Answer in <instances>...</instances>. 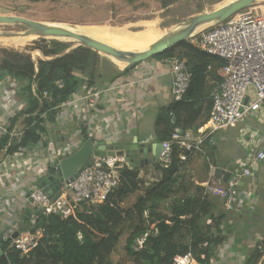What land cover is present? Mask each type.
<instances>
[{
	"label": "crops",
	"instance_id": "0c3cea01",
	"mask_svg": "<svg viewBox=\"0 0 264 264\" xmlns=\"http://www.w3.org/2000/svg\"><path fill=\"white\" fill-rule=\"evenodd\" d=\"M32 1L35 7L41 2ZM29 11L34 10L29 7ZM30 17L37 19L34 15ZM141 19L147 18L131 21ZM188 42L192 43V40ZM173 49L177 51L174 55H186L189 52L183 43ZM166 58L154 56L124 68L117 67L107 57L100 55L93 75L84 76L86 82L80 89L89 98L80 107L73 104L59 108L54 119L48 114L42 115L45 119L42 134L45 140L35 153L32 152L34 154L17 155L16 151L8 149L9 137H0V142L3 138L8 140L4 146L0 143V212L7 225L6 234L20 233L29 226V222L36 221L37 214L27 200V189L32 187L33 180L43 171L53 151L65 148L72 139L81 144L92 133V138L107 141H124L127 144L137 141L145 150L151 149V145H146L151 139L153 142L163 141V117L170 114L172 120L176 121V117L170 113L173 79ZM217 67L218 62L215 61L210 65L204 98L192 104L188 110L178 109L179 123L191 130L195 131L208 121L211 93L220 81L221 68ZM0 82V115L9 116L13 113L11 122L22 127L25 119L23 111L27 104L19 92L20 79L0 74ZM115 85V89L97 94L99 90ZM19 106L23 108L21 111L16 108ZM226 130L225 134L219 135V145L230 139L235 147L234 155H231L233 157L217 163L213 154L216 144L211 138V144L206 141L202 151L192 155L186 162L185 172L189 173L188 178L195 186H200L199 190H203L202 184L209 179L212 167L231 171L242 166L251 152L264 150V105L261 111L244 117L237 125ZM156 164L153 160L136 168L139 177L145 181L144 190L142 185L129 194L121 204L123 208L126 201L127 210L133 208L137 200L145 195L150 183L162 179L163 172L155 168ZM218 198L212 195L206 198L210 202V212L200 221L204 232L209 231L211 237L221 239L220 243L213 245L214 255L209 264H247L259 255L257 264H264V161L259 162L253 175L241 178L235 209L227 210ZM214 229H217L215 236ZM177 240L186 244L190 243L191 238L185 230L177 235ZM0 248L3 249V246L0 245Z\"/></svg>",
	"mask_w": 264,
	"mask_h": 264
},
{
	"label": "trees",
	"instance_id": "16d2710c",
	"mask_svg": "<svg viewBox=\"0 0 264 264\" xmlns=\"http://www.w3.org/2000/svg\"><path fill=\"white\" fill-rule=\"evenodd\" d=\"M127 1L136 3L138 0ZM165 1L166 4L173 3L172 0ZM51 42L53 45H62L64 51L67 49L66 43L57 40ZM183 44L189 52L176 56L187 61V67L192 73L191 83L184 99L171 105L170 113H173L176 121L172 120L169 113L162 119L165 123L161 132L163 141L169 139L176 128L189 129L179 123L178 109L188 110L192 104L204 98L210 65L214 61L218 62L219 69L225 64L222 58L198 50L193 42L184 41ZM5 50L8 52L6 57L0 53V74L20 79L19 87L23 82L20 94L27 104L23 111L27 129L20 143L8 148L15 152L19 146H31L39 142L45 130L42 115L48 114L54 119L59 105L82 88L86 82L84 76L93 75L100 62V55L81 46L68 53H56L54 47H48L42 52L47 59H39L36 70L31 55ZM176 52V49H171L156 57H171ZM53 56L56 57L51 59ZM34 82L38 83L40 89L38 95L32 91ZM58 82L63 84L58 85ZM44 90L49 92L47 97L42 94ZM7 142V138H3L1 146ZM208 144L211 142L208 141ZM186 162L179 159L177 149L169 167H162L157 162L155 168L163 172L162 179L150 183L145 195L129 210L121 204L129 194L145 185V181L139 177L138 169L125 166L121 171L120 186L105 201L90 206L85 204L83 209L75 210L67 218L58 214L45 215L39 211L35 223L29 222V226L21 231H41L39 245L28 255H22L15 248L7 249L9 241L5 242L0 264H117L111 260V255L120 241L121 229L126 222L130 234L125 248L134 264H175L176 255L188 252H192L200 264H209L214 255L213 245L220 243L221 239L211 237L210 232H204L200 226L202 218L210 212V202L200 193L191 192L195 186L191 180L183 184ZM195 188L198 191L200 186ZM164 203L167 212L161 208ZM185 230L191 238L190 243L186 244L177 240V235ZM141 239H144L142 245L139 243ZM138 243L139 248L136 247ZM259 257H254L247 264H257Z\"/></svg>",
	"mask_w": 264,
	"mask_h": 264
},
{
	"label": "built area",
	"instance_id": "2783aa9c",
	"mask_svg": "<svg viewBox=\"0 0 264 264\" xmlns=\"http://www.w3.org/2000/svg\"><path fill=\"white\" fill-rule=\"evenodd\" d=\"M192 42L198 50L222 58L225 64L220 69L221 80L211 93L212 106L207 123L195 131L176 128L169 139L162 141L163 149L158 163L165 168L171 165L175 149L178 151L179 159L185 162L192 155L202 151L205 142H211L216 132L237 125L244 117L261 111L264 105V13L259 12L258 7L251 5L238 11L228 20L202 30ZM42 59L47 57L44 56ZM166 59L173 79L171 86L173 103L182 101L190 87L192 73L184 58L175 55ZM38 60L33 59L36 70ZM62 84L58 82V85ZM115 87L116 85L99 90L97 94L111 91ZM16 88L18 89V86ZM32 91L34 95L39 94L37 82L33 83ZM42 94L47 97L49 92L44 90ZM88 98L84 91L79 90L69 95L66 102L59 105L58 109L73 104L80 107ZM16 108L20 111L23 109L21 106ZM12 117L13 113L9 116L0 115V137H9V146L19 144L27 129L25 124L21 127L12 123ZM42 134L38 143L19 146L15 153L25 155L36 151L45 140V135ZM79 146V142L72 139L65 148L53 151L45 167L49 165L50 160L59 155L66 157ZM263 161V149L251 152L242 162V166L230 171L231 176L227 180L223 177L218 178L215 174L216 169L212 167L209 179L202 184V197L217 196L227 210L235 209L241 178L253 175L254 169ZM125 166L131 167L123 156H95L91 166L83 170L74 181L62 183V194L56 200H53L41 187L29 191L27 200L45 215L58 214L62 218H67L75 210L83 209L85 204L90 206L105 201L110 193L120 186L121 171ZM45 167L43 171L46 170ZM41 237V231L20 232L9 241L7 249L15 248L22 255H28L39 245ZM143 240H140L141 245ZM174 261L175 264H200L192 252L178 254Z\"/></svg>",
	"mask_w": 264,
	"mask_h": 264
},
{
	"label": "water",
	"instance_id": "95a60500",
	"mask_svg": "<svg viewBox=\"0 0 264 264\" xmlns=\"http://www.w3.org/2000/svg\"><path fill=\"white\" fill-rule=\"evenodd\" d=\"M254 2L255 0H235L230 3H224L215 10L199 13L177 27L170 29L158 42L136 52L125 51L90 37L77 30V24L43 22L22 15L9 14H0V23L14 24L21 27L24 30L23 35L68 40L76 46L86 47L98 52L100 55L107 57L117 67H121V65L115 63L112 58L124 61L126 65L123 67L129 68L135 63L143 62L151 57L170 51L176 45L191 40L202 30L228 20L238 11L253 5ZM91 136H93L92 133L80 144L77 150L68 156L59 155L57 158L50 160L49 165L45 167L46 170L39 172L33 180L32 187L27 189L28 192L41 187L53 200H56L62 194V183L64 181H74L83 170L91 166L95 156H123L133 168H137L139 165L152 163L153 160L158 162L159 155L163 149L162 141L153 142V139L147 142L149 144L144 143V145H151L150 150H145L141 146L142 144L137 141L135 144H127L124 141H107L97 137L92 138ZM215 174L218 178L223 177L224 180L231 176L230 171L225 172L221 167L216 168ZM6 227V222L0 212L1 247L5 242L18 235V231L14 234H6ZM216 231L217 229L213 230V236H215ZM3 252V249L0 248V255Z\"/></svg>",
	"mask_w": 264,
	"mask_h": 264
},
{
	"label": "rangeland",
	"instance_id": "374dc122",
	"mask_svg": "<svg viewBox=\"0 0 264 264\" xmlns=\"http://www.w3.org/2000/svg\"><path fill=\"white\" fill-rule=\"evenodd\" d=\"M101 1L102 0H41L38 7H35L36 4H32V0H0V14L22 15L27 16L28 18L30 15H34L37 18L35 20H52L50 21L52 23H91L119 26L138 22L140 20H131L139 18H147L141 20L156 18L160 20L159 27L164 30L163 34L165 35L170 29L177 27L195 15L215 10L224 3H227L228 0H172L173 3L171 4H166L165 0L163 2L162 0H138L136 3H129L127 0H105L98 6ZM253 5L258 7L259 12L262 11L264 13V0H255ZM29 7L34 11L30 12ZM131 29L134 30L136 28L131 26ZM23 31L24 30L17 25L0 23V36L23 35ZM51 40L66 43L67 49L64 51V48H61L62 45H53ZM28 44L23 47H9L0 44V53L3 57H6L8 52H6L5 49H7L9 52L20 55H31L33 59L38 60L40 58H44L42 52L48 47H54L56 49V53H62L63 51V53H68L73 49L80 47L65 39H46L38 37L30 41ZM57 56L59 55L57 54ZM54 57L56 56L50 58L52 59ZM22 85L23 82H21L19 87L20 93ZM226 129L227 128L221 129L212 137L216 144V147L213 149V154L217 163L228 161L229 158L233 157L231 155H234L233 153L235 147L232 146L230 139H227L219 145V135L225 134L227 132ZM185 175L186 178L184 179L185 182L183 184L186 185V182L190 179L188 178L189 173L185 172ZM143 187L144 185L142 186V189ZM191 191L194 193L197 192L195 186L191 189ZM198 191H200L199 193L203 195V190ZM179 194H182V192H179ZM166 207V203L161 206L162 210L167 212ZM124 208L127 209V201L124 204ZM33 210L35 211V214L40 211L37 208H33ZM129 231L130 229L127 228L126 222L121 229L122 235L120 237V241L111 255V260L114 263L134 264L133 258L127 253L125 248ZM139 243L136 245L137 248L140 246Z\"/></svg>",
	"mask_w": 264,
	"mask_h": 264
},
{
	"label": "bare ground",
	"instance_id": "6f19581e",
	"mask_svg": "<svg viewBox=\"0 0 264 264\" xmlns=\"http://www.w3.org/2000/svg\"><path fill=\"white\" fill-rule=\"evenodd\" d=\"M233 1L235 0H228L227 3ZM159 21V19L153 18L121 26L81 24L77 25L76 29L119 49L136 52L147 48L162 38L164 30L159 27ZM131 26L136 29L132 30ZM35 38L34 35L0 36V44L9 47H23ZM112 60L121 66L126 65L124 61L115 58H112Z\"/></svg>",
	"mask_w": 264,
	"mask_h": 264
},
{
	"label": "clouds",
	"instance_id": "9594fccd",
	"mask_svg": "<svg viewBox=\"0 0 264 264\" xmlns=\"http://www.w3.org/2000/svg\"><path fill=\"white\" fill-rule=\"evenodd\" d=\"M194 38V37H193ZM193 38L191 40H193Z\"/></svg>",
	"mask_w": 264,
	"mask_h": 264
}]
</instances>
